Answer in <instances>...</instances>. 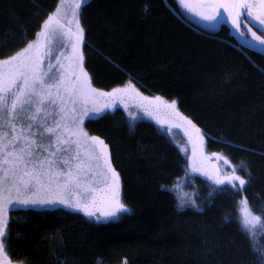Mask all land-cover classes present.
Instances as JSON below:
<instances>
[{
	"label": "trees",
	"instance_id": "16d2710c",
	"mask_svg": "<svg viewBox=\"0 0 264 264\" xmlns=\"http://www.w3.org/2000/svg\"><path fill=\"white\" fill-rule=\"evenodd\" d=\"M57 3L0 0V58L33 39ZM81 25L95 87L110 91L131 79L144 95L177 101L205 134L207 152L225 156L249 184L235 193L186 175L187 158L166 131L144 118L131 122L118 108L85 128L109 145L131 212L93 223L66 210L11 211L5 249L12 262L261 264L253 247L264 251V233L242 231L239 201L246 197L264 221V55L239 46L226 27L200 26L177 0H90ZM214 187L228 191L209 197ZM188 197L201 210L177 207Z\"/></svg>",
	"mask_w": 264,
	"mask_h": 264
},
{
	"label": "snow or ice",
	"instance_id": "6c2138e0",
	"mask_svg": "<svg viewBox=\"0 0 264 264\" xmlns=\"http://www.w3.org/2000/svg\"><path fill=\"white\" fill-rule=\"evenodd\" d=\"M89 2L58 0L34 38L0 58V264H13L5 249L10 236L8 213L13 206H62L82 213L93 223L119 219L131 212L122 198L121 177L113 166L109 145L85 128V120L97 118L106 110L115 111L118 106L127 111L131 122L136 121L137 114L129 109L135 108L157 124H167L169 131L182 129L191 145L186 168L206 177L212 185L227 184L235 193H242L249 184L234 166L224 174L210 164L205 134L179 111L177 101L145 96L131 79L110 91L94 86L86 67L85 30L81 25L83 9ZM179 4L205 21L226 16L241 37L247 39L250 33L249 43L264 46V0H179ZM242 25L246 31H241ZM213 155L229 163L225 156ZM241 169L251 177L243 162ZM218 190L228 191L214 187L208 196ZM186 204L201 210L191 197L181 198L177 207L183 210ZM240 205L242 231L255 236L257 225L264 228L261 217L253 214L246 197ZM57 237L62 247L63 235L57 233ZM253 251L260 252L264 264V251L255 247Z\"/></svg>",
	"mask_w": 264,
	"mask_h": 264
},
{
	"label": "rangeland",
	"instance_id": "374dc122",
	"mask_svg": "<svg viewBox=\"0 0 264 264\" xmlns=\"http://www.w3.org/2000/svg\"><path fill=\"white\" fill-rule=\"evenodd\" d=\"M177 2L179 3V0H177ZM180 5V4H179ZM183 9V11L191 18V19H193L196 23H198L200 26H202V27H204V28H206V29H209V30H217V29H219L220 28V25H219V22L218 21H215V22H209V21H205V20H202V19H200L199 17H197V16H194V15H192L191 13H189V12H187L184 8H182ZM231 33V32H230ZM145 96H148V95H145ZM118 108H121V109H123L124 110V108L122 107V106H118L117 107V109ZM129 110H131V111H133L134 113H136L137 114V119L138 118H144V119H147V120H150V121H153L155 124H157V122L154 120V119H152V118H150V117H148V116H146V115H144L142 112H137V110L135 109V108H130ZM125 111V110H124ZM108 112H113V111H110V110H106L104 113H101L100 115H99V117H101L102 115H104V114H106V113H108ZM126 112V114L128 115V113H127V111H125ZM99 117H97V118H99ZM97 118H90V119H97ZM130 118V117H129ZM131 119V118H130ZM89 120V119H88ZM86 121L87 120H85V123H86ZM161 129H163L164 131H166L170 136H171V138L174 140V142L179 146V148H180V150H181V148H187V153H185V152H182L184 155H185V157L188 159V156H190V154H191V145L188 143V141H187V137L184 135V132H183V130L182 129H179V128H171V130L169 131L168 130V125L167 124H163V125H161V124H157ZM205 154L206 155H208L209 157H211V159H210V164H213V165H215L217 168H219L220 169V171L222 172V173H224V174H228V173H230L231 172V169H232V167L230 166V164L228 163V164H225V162L223 161V160H217L216 159V157H215V155H212V154H209L208 152H207V150H206V138H205ZM187 173L189 174V175H195V176H199V177H201V178H203V179H205V180H207L209 183H211L212 184V182L211 181H209L206 177H204V176H201L199 173H192L191 171H190V169H187ZM214 186H216V185H214ZM177 189L179 190L180 189V187L179 186H177ZM243 198H245V197H243ZM242 198V199H243ZM241 201V200H240ZM240 201H239V219H241V205H240ZM20 209H37V210H66V211H70V210H68V209H65V208H63L62 206L61 207H46V208H31V207H23V206H13L10 210H9V213H8V217H9V220H10V213H11V211H15V210H20ZM70 212H72V211H70ZM82 214V213H81ZM125 214V213H124ZM124 214H121V216L122 215H124ZM115 220H117V219H114V220H111V221H115ZM241 223V222H240ZM261 224H264V221L261 219ZM255 236L254 237H257L258 235H260V234H263L264 233V228H261L260 227V225H257V228L255 229ZM251 235V234H250ZM251 236H253V235H251ZM13 264H17V263H13Z\"/></svg>",
	"mask_w": 264,
	"mask_h": 264
},
{
	"label": "water",
	"instance_id": "95a60500",
	"mask_svg": "<svg viewBox=\"0 0 264 264\" xmlns=\"http://www.w3.org/2000/svg\"><path fill=\"white\" fill-rule=\"evenodd\" d=\"M217 21L219 22L220 27L226 26L229 29L231 32L229 35L235 39L239 46L249 51L259 52L260 54L264 55V46L253 42L249 43L248 40H246L244 37H241L239 32L234 28L226 16L219 18Z\"/></svg>",
	"mask_w": 264,
	"mask_h": 264
},
{
	"label": "flooded vegetation",
	"instance_id": "af4514ba",
	"mask_svg": "<svg viewBox=\"0 0 264 264\" xmlns=\"http://www.w3.org/2000/svg\"><path fill=\"white\" fill-rule=\"evenodd\" d=\"M248 26H249V27H252V30H253V31H257L256 27L253 26V24L249 23ZM222 27H226V26H222ZM226 28H227V27H226ZM241 31H246V29L244 28L243 25L241 26ZM257 35H260V32H259V31H257ZM245 39H246V38H245ZM246 40H248V41L251 40V35H250V33H249V35H248V37H247ZM253 43H256V42H253ZM256 44H258V43H256ZM257 53H259V52H257Z\"/></svg>",
	"mask_w": 264,
	"mask_h": 264
}]
</instances>
